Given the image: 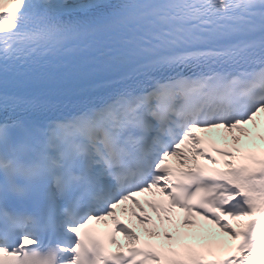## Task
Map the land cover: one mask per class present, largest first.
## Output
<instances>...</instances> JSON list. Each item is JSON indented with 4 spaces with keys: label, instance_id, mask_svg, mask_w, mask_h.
Wrapping results in <instances>:
<instances>
[{
    "label": "snow or ice",
    "instance_id": "6c2138e0",
    "mask_svg": "<svg viewBox=\"0 0 264 264\" xmlns=\"http://www.w3.org/2000/svg\"><path fill=\"white\" fill-rule=\"evenodd\" d=\"M260 113L264 0H0V264H264V147L198 134L238 144ZM143 194L194 242L123 223L161 237Z\"/></svg>",
    "mask_w": 264,
    "mask_h": 264
},
{
    "label": "bare ground",
    "instance_id": "6f19581e",
    "mask_svg": "<svg viewBox=\"0 0 264 264\" xmlns=\"http://www.w3.org/2000/svg\"><path fill=\"white\" fill-rule=\"evenodd\" d=\"M264 113H260L258 114L257 118H256V125L254 127V130L253 131H249L251 133L250 137H242L240 142L238 144H243V143H246V142H251L253 144H256V141H253L254 137L259 134V128L264 124ZM221 132L222 130H213L212 132L210 133H203L204 135H208L210 137H213V138H219L222 140L221 138ZM226 143H230V144H233L232 141H231V137H227L226 141H224ZM154 214V213H153ZM117 215H118V218H123L124 221L127 222V219L129 221L128 225H131V228H133V230L138 233V234H143L144 236L148 237L149 236L145 233L144 231V227L141 226V225H138L136 223V221L134 219H132L129 215L127 214H122L120 212V210H117ZM155 215V214H154ZM173 217V216H172ZM174 218V217H173ZM162 225V229H161V237L158 238L161 240V242H163L162 240V236H163V233L165 231L169 232L170 234H172V230L171 229H175L174 226L168 222H164V223H161ZM124 247H127V243L125 242L124 245H122L120 248H124Z\"/></svg>",
    "mask_w": 264,
    "mask_h": 264
},
{
    "label": "rangeland",
    "instance_id": "374dc122",
    "mask_svg": "<svg viewBox=\"0 0 264 264\" xmlns=\"http://www.w3.org/2000/svg\"><path fill=\"white\" fill-rule=\"evenodd\" d=\"M254 127L255 126H253V125H245V128H248L249 131H253L254 130ZM157 231H159V233H160L161 232V229L160 230L158 229Z\"/></svg>",
    "mask_w": 264,
    "mask_h": 264
}]
</instances>
